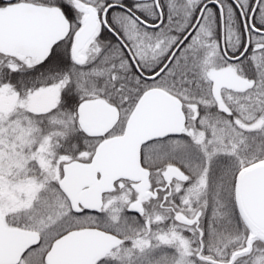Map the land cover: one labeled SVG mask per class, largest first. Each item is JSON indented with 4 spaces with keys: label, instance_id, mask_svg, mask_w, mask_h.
<instances>
[{
    "label": "snow or ice",
    "instance_id": "snow-or-ice-1",
    "mask_svg": "<svg viewBox=\"0 0 264 264\" xmlns=\"http://www.w3.org/2000/svg\"><path fill=\"white\" fill-rule=\"evenodd\" d=\"M0 264H264V0H0Z\"/></svg>",
    "mask_w": 264,
    "mask_h": 264
}]
</instances>
